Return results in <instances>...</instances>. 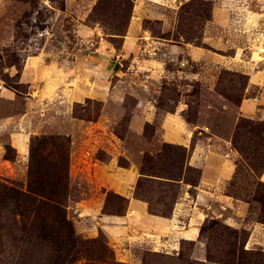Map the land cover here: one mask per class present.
<instances>
[{"label":"rangeland","instance_id":"obj_1","mask_svg":"<svg viewBox=\"0 0 264 264\" xmlns=\"http://www.w3.org/2000/svg\"><path fill=\"white\" fill-rule=\"evenodd\" d=\"M180 1L179 23L175 34L169 35L171 39L199 47L206 33H210V38L223 37L227 52L220 55L237 58L234 63L203 68L183 55L143 47L135 59L138 68L134 67L129 56L122 58V48L138 11V0H0V92L26 91L25 86L18 84V75L11 76L9 70L14 67L20 71L26 56L49 51L50 41L52 46L63 41L70 52L87 58L99 56L100 48L112 45L114 53L118 52L113 63L120 69V79L113 77L112 83L125 98L115 111L113 126L101 118L106 115L105 103L94 100L75 103L72 114L91 123L86 127L89 129H83L81 137L87 132L94 139L113 135L128 140L136 160L141 159L142 177L135 196L148 203L153 215L171 219L177 200L189 186L184 202L187 206L178 207L179 220L182 225H188L192 209L197 205L206 216L196 242L179 241L178 254L144 252L143 264H264V117H242L239 110L244 100L252 105H259L262 100L260 107L264 106V16H257L264 15V0H258L260 8L243 7L239 2L228 6L229 17L223 21L226 26L230 23V28L223 29L225 35L217 29V23L211 21L212 26L209 25L212 13L223 7L221 0ZM80 24L96 28L95 34L84 37L76 33ZM160 24L144 21V27L152 35L146 34L148 41L162 35ZM212 43L215 48L219 46ZM161 58L170 74L150 77L147 66H143L144 59ZM151 65L159 66L155 62ZM196 72L201 77L189 75ZM252 74L257 85L250 83ZM145 88L160 93L156 122L184 101L188 105L183 114L185 119L207 127L220 138L219 147L229 151L224 157L233 161L235 167L225 188L224 202L194 203L193 187L198 185L201 172L189 163L191 152L187 148L159 141V123L145 124L146 146L137 133L128 135L127 123L134 113L142 111L137 100L143 97L140 92ZM22 111V99L14 104L0 99V116L18 115ZM46 132L31 136L28 166L20 165L16 171L4 162L13 160L15 152L9 145H1L0 136V264H112L116 255L104 235L85 238L75 228L76 236L71 238L61 233L63 222L53 208L62 206L71 221L68 201L80 194L72 191L68 177L71 141ZM142 149L145 152L140 155ZM103 153L100 150L98 156ZM29 193L46 199L33 198ZM38 206L41 217L36 214ZM187 210L189 215L185 213ZM104 211L125 215L126 201L107 194Z\"/></svg>","mask_w":264,"mask_h":264},{"label":"crops","instance_id":"obj_2","mask_svg":"<svg viewBox=\"0 0 264 264\" xmlns=\"http://www.w3.org/2000/svg\"><path fill=\"white\" fill-rule=\"evenodd\" d=\"M235 2H239L243 7L248 5L249 8L261 6L258 0H221L223 7L217 8L212 13L209 25L212 26V22L217 23V29L224 35L227 27L230 28L229 22L227 26L224 24L227 16L229 17L228 6H234ZM180 6V0H161V2L138 0V11L135 19L130 23L123 43L122 58L129 56L135 67L138 51L143 47L148 49L153 47L159 52L183 55L203 68L215 64L234 63V59L237 58L220 55L227 52L223 37L210 38V33H206L199 47L194 43L171 39L169 35L172 33L173 36L178 27ZM144 21L160 22L162 35L151 37L148 41L146 34L152 35L151 31L144 27ZM95 29L80 24L75 32L90 37L95 34ZM212 41L217 42L220 48L219 46L215 48ZM140 43L141 48H139ZM52 44L50 41V49L46 50L47 52L42 50L43 53L38 56H26L20 71L14 67L9 70L11 76L18 75V84L27 88L25 92L3 88L4 91L0 92V99L9 104L23 100L21 114L0 116L1 145H9L15 152L13 160L4 162L9 163L15 171L20 165L27 167L28 144L33 135L47 131L46 133L50 135L68 137L71 141L68 177L74 188L72 191L80 194L77 199L69 198L68 201L70 219L76 233L85 238L104 235L114 249L116 261L122 264H143L141 257L144 252L178 254L179 241L198 240L200 226L206 217L197 205L192 209V217H189L188 225H182L179 220L178 207L187 206V203H184L185 196L189 195L191 187L186 186L182 198L177 200L171 219L153 215L149 211L148 203L135 196L136 185L142 177L139 172L141 159L136 160L135 151L128 140L118 139L113 135L105 139H94L87 132L86 136L81 137V133L84 134L83 129H89L86 127L91 123L72 114L75 103L84 104L88 100L105 103L103 111L106 115L101 118L107 121L109 126H113L115 111H118L117 107L125 98L122 91L112 83L113 77L120 79L118 73L120 69L113 63L118 52L115 54V47L106 45L100 48L102 52L99 56L87 58L78 56L75 51L70 52L63 41L56 46ZM146 60L144 59L143 66H147V72L151 73L150 77L158 78L168 74L164 59ZM153 62L158 63L159 66H152ZM189 75L201 77L202 74L196 72ZM250 77L251 85H257V82L253 81L254 75ZM159 94L155 90L146 88L140 92L143 97L137 94V97H140L137 106L141 107L142 111L130 117L127 123L128 135L137 133L143 138L145 124L156 122L160 112ZM248 101H242L239 108L242 117L254 118L259 115L264 117V106L260 107L262 100H259V105L255 103L252 105ZM187 107L186 102L180 101L172 112L166 111L158 118L159 122L157 120L156 123H159L160 127V135L157 133L159 141L187 148L191 152L189 163L201 172L198 185L193 187L196 194L195 204L211 205L213 202H224L225 188L234 175V163L224 157L229 151L219 147L218 136L209 132L210 129L207 127L190 123L185 119L183 114ZM40 117L44 118L40 119ZM142 140L146 146L148 139L144 137ZM100 150L105 153L98 156ZM144 152L145 149H142L139 153L141 155ZM232 155L230 153V156ZM110 193L126 201L125 215L105 213L107 194ZM181 213H184V210ZM185 213L190 214L188 210ZM163 221H167L170 226L175 225V228L165 229Z\"/></svg>","mask_w":264,"mask_h":264},{"label":"trees","instance_id":"obj_3","mask_svg":"<svg viewBox=\"0 0 264 264\" xmlns=\"http://www.w3.org/2000/svg\"><path fill=\"white\" fill-rule=\"evenodd\" d=\"M29 194H30L29 196H31L33 198H37V199H41V200L46 199L43 196L34 195L33 193H32L33 195L31 193H29ZM19 195H20V193H19ZM110 195H115L116 197L123 199L122 197H120V196H118V195H116L114 193H110ZM25 203H27V202H25ZM40 208L41 207L38 206V208H35V209H38V210L37 211L35 210V211H36V214H38L41 217V214L39 213L40 212ZM53 211L55 212L56 215H58L61 218V220L63 222L62 225H61V233H63L65 235V237L67 236V238H71L72 236H76V233H75V230H74V226L71 223V221L67 218V214H66V211L64 210V208H62V206L55 207V208H53ZM20 215H24L23 212H21ZM44 223L46 225L45 220H44L43 224ZM112 264H122V263L117 262L116 258H115V260L113 261Z\"/></svg>","mask_w":264,"mask_h":264},{"label":"bare ground","instance_id":"obj_4","mask_svg":"<svg viewBox=\"0 0 264 264\" xmlns=\"http://www.w3.org/2000/svg\"><path fill=\"white\" fill-rule=\"evenodd\" d=\"M257 16H259L260 17V15H257ZM262 16V15H261ZM264 52V51H263ZM253 54V53H252ZM257 54V53H256ZM256 54H255V56H256ZM252 58H253V56H252ZM256 81V80H255ZM27 149V148H26ZM25 149V150H26ZM165 220V219H164ZM168 220V219H167ZM164 222V226L166 227L165 229H170V228H175V225H172V226H170V225H168L169 223H167V221H163Z\"/></svg>","mask_w":264,"mask_h":264}]
</instances>
